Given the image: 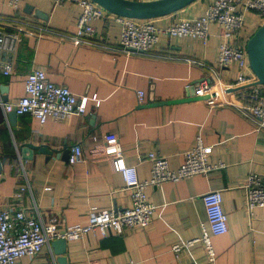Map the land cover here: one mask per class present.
I'll use <instances>...</instances> for the list:
<instances>
[{"label": "crops", "instance_id": "crops-1", "mask_svg": "<svg viewBox=\"0 0 264 264\" xmlns=\"http://www.w3.org/2000/svg\"><path fill=\"white\" fill-rule=\"evenodd\" d=\"M210 0H195L168 15L152 19L163 28L172 21L201 15ZM29 5L45 13L35 17L24 9ZM80 8L66 2L25 0L18 11L0 0V30L22 27L14 52L0 56V99L11 102L23 93L27 73L45 71L57 85L68 87L77 97H88L86 112L63 120L47 119L43 124L28 115H17L11 124L0 104V209L25 210L43 222L56 218L64 226L85 224L91 209L121 210L130 206V191L110 158L101 153L102 135L114 132L127 165L136 166L141 180L149 179L155 150L175 169L183 153L201 130L203 142L212 147L209 162L223 166L207 174H195L180 181H166L147 187V197L156 206L151 224L103 236L92 230L66 243L67 264H211L202 245L171 246L200 235L206 220L202 195L220 190L227 215L226 233L212 237L214 264H264V207L252 214L245 207V179L249 173L264 175V127L244 116L238 103L209 106L189 86L204 79L230 84L238 67L217 65L222 27L209 25L205 44L190 37L161 34L154 49L125 53L116 48L121 24L112 16L97 21L96 34L85 41L73 39ZM263 19L245 14L244 27L232 39L244 45ZM4 62L11 73L4 74ZM143 91L139 101L137 93ZM188 92V95H187ZM96 95L99 105H95ZM235 101V100H233ZM96 136L97 139H92ZM30 142L45 144L61 154L75 144L81 146L82 162L69 164L58 157L34 153L29 160L14 157L17 146ZM55 156V153H53ZM22 187L25 190L19 191ZM51 245H44L35 257L24 256L17 264H57Z\"/></svg>", "mask_w": 264, "mask_h": 264}, {"label": "built area", "instance_id": "built-area-1", "mask_svg": "<svg viewBox=\"0 0 264 264\" xmlns=\"http://www.w3.org/2000/svg\"><path fill=\"white\" fill-rule=\"evenodd\" d=\"M25 0H7L11 7L18 11ZM58 5L71 2L79 6L80 12L75 23L73 39L85 41L96 34L94 24L107 16H112L121 24L117 50L125 53H143L154 49L161 34L169 37H190L199 39L205 44L209 37V25L216 23L222 27V40L218 46L217 65L226 67L235 64L238 74L233 83L226 84L219 80L207 79L197 83L195 95L209 106L230 105L238 103L239 111L246 117L254 119L258 126L264 127V86L258 83L256 75L250 68L246 43L236 44L235 39L244 27L245 14L256 13L264 21V0H210L204 12L194 18L172 21L166 27L160 28L152 19H136L122 17L110 13L93 0H52ZM23 28L9 31L0 30V56L14 52L21 40ZM247 42V41H246ZM11 64L4 62L2 72L11 73ZM139 101L143 99V91L137 93ZM95 105H99L96 95H92ZM235 100V101H233ZM88 97H77L66 86L51 82L45 71L33 69L27 73L23 93L16 100L0 104L5 114L14 112L17 115L28 114L43 124L47 119L63 120L73 113L82 115L87 109ZM96 140V136H92ZM101 153L110 158L115 171L119 172L125 187L130 191L131 204L121 210L96 209L88 213L85 224L64 226L59 231V221L51 218L43 222L39 217L29 215L22 208L0 209V264H17L24 257H35L40 254L44 245H49L57 238L77 239L92 230H97L106 236L108 230L117 234L133 227H148L156 206L147 197V187L166 181H180L195 174H207L213 169L223 166V163L212 164L209 155L210 145H205L201 130L195 135L194 144L183 153V160L175 169L171 168L166 157L155 150L146 154L151 163L150 177L141 180L136 166L124 162L123 153L114 132L102 135ZM84 159L80 145L70 147L68 163L75 164ZM246 199L245 207L249 215L256 207H264V175L249 173L244 184ZM25 190L22 187L16 196ZM206 220L200 223V235L181 244H174L171 249L176 254L184 247L198 243L205 250L207 261L214 264L216 251L212 237L227 232V215L222 208V193L220 190L207 191L202 195ZM122 264H136L129 260Z\"/></svg>", "mask_w": 264, "mask_h": 264}, {"label": "water", "instance_id": "water-1", "mask_svg": "<svg viewBox=\"0 0 264 264\" xmlns=\"http://www.w3.org/2000/svg\"><path fill=\"white\" fill-rule=\"evenodd\" d=\"M104 9L112 14L136 18V19H154L164 15L176 12L195 0H93ZM27 13H32L35 17L45 19V13L38 9H35L29 5L25 6L24 9ZM246 50L248 54L249 65L253 73L256 75L258 83L264 86V21L251 35L246 42ZM195 84L188 87V91L191 90L193 95ZM0 90L3 93L4 100L6 97L4 92L6 87L1 85ZM188 95V92H187ZM11 124H15L17 120V114L14 112L7 113ZM34 153H43L47 157H58L68 161L69 149H65L61 154L51 149L45 144L35 145L30 142L21 143L17 146L14 157L16 159L29 160L32 158ZM55 153V156H53ZM0 161V171L2 169V163ZM67 240L64 238H57L51 241L53 254L56 255L55 261L57 264H67L66 253Z\"/></svg>", "mask_w": 264, "mask_h": 264}]
</instances>
